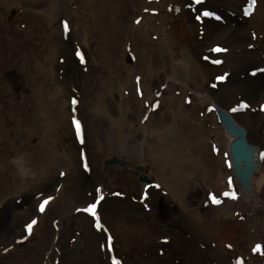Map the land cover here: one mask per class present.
I'll use <instances>...</instances> for the list:
<instances>
[{"label":"bare ground","instance_id":"bare-ground-1","mask_svg":"<svg viewBox=\"0 0 264 264\" xmlns=\"http://www.w3.org/2000/svg\"><path fill=\"white\" fill-rule=\"evenodd\" d=\"M75 1L79 7L72 0L32 3L48 47L41 79L46 72L53 76L48 89L36 96L32 121L25 122L40 134L38 154L21 156L28 166L22 182L35 176L42 185L35 193L13 189L20 205L0 200V239L16 235L26 219L38 215L36 194L53 195L46 209L56 206L68 178L75 184L68 197L73 204L106 193L97 175L106 161H114L144 174L141 187L157 182L168 200L216 241L225 264L238 256L242 264H264V103L259 101L264 96V20L254 18L252 11L247 14L258 0ZM18 5L13 1L8 10L3 5L0 15L4 8L17 13ZM201 14L199 21L194 19ZM127 15H132L128 24ZM62 20L69 23L65 38ZM90 39L96 57L79 64L73 52L81 46L87 50ZM216 47L220 52L214 56ZM107 63L114 70L111 81L103 80L101 65ZM216 77H223L220 81L228 89H219ZM74 121L79 122L82 143L75 141ZM63 124L73 132L67 152L54 142ZM99 134L107 135L101 145ZM23 149L9 146L15 153ZM80 149L89 177L80 167ZM53 168L64 170L65 178L51 176ZM210 193L220 201L211 202L219 205L213 206ZM8 214L14 215L10 222ZM127 218L115 222L125 245L139 240L150 244L153 232ZM95 235L99 243L105 242L102 232ZM257 244L261 258L250 251ZM99 255L102 264H109L105 249Z\"/></svg>","mask_w":264,"mask_h":264},{"label":"rangeland","instance_id":"rangeland-1","mask_svg":"<svg viewBox=\"0 0 264 264\" xmlns=\"http://www.w3.org/2000/svg\"><path fill=\"white\" fill-rule=\"evenodd\" d=\"M13 1L19 4V10L17 13L15 11L7 13L6 10ZM36 1L0 0V7L3 5L7 7L0 15V177L2 180V176L6 177V180L0 181V200L3 197L9 198L8 201L14 205H20V199L13 189H29L35 193L39 185H42L41 182H36L35 176L25 183L22 182L23 171L27 170L28 166L23 165L21 157L24 154L28 157L38 154L40 131H32L31 127H26L25 122L30 124L32 121L36 96L40 91L48 89L47 85L52 81L53 76L52 73L46 72L43 79L47 83L41 79L42 69L47 67L43 64L45 59L43 56L48 47L46 40L44 41V25L34 20L33 14L38 10L32 3ZM200 2L202 0H199ZM249 2L251 3L252 0ZM258 2L253 9L250 7L252 10L247 14L252 11L250 15L253 17L260 15V19L264 20V0ZM72 3L79 7V2L72 0ZM204 6L202 8H208ZM131 18L132 15H129L124 23L128 24ZM200 18H203L202 14L199 19L194 15V19L199 21ZM67 21L60 22L61 34L64 38L69 31ZM94 43L91 40L86 46L87 50H83L81 46L80 50L73 52L77 63L82 64L84 58L90 61L91 57H96L92 52L97 51ZM216 44L221 45L220 42ZM211 52L215 56L219 54L220 48L216 47ZM109 64L101 65L105 81L113 79L114 70ZM83 69L85 73L86 67ZM215 81L220 83L219 89H228L227 82L220 81L218 77ZM259 101L264 103L263 95ZM57 131L55 145L67 152L73 139L72 129L69 125L63 124ZM106 136L99 134L100 145ZM77 139L75 141L83 142L82 132H79ZM9 146L15 150L23 147L24 149L13 153L9 151ZM79 158L80 167L87 174L86 177H89V167L83 149L79 150ZM35 161L31 163L34 164ZM18 168L21 174L18 173ZM58 170L59 168H55L51 176L59 180L64 179L65 171L59 170L58 173ZM143 176L145 177L144 174L125 166H118L114 161L111 163L106 161L104 168L97 175V183H100V187L106 184L108 190L106 193H97L98 196L95 194L86 204L75 203L77 207L74 208L75 204L68 197L73 196L75 184L68 177L65 183L66 191L61 200L57 201L56 206L46 209L53 195L36 194L38 215L26 219L16 235L6 240L0 239V248L4 247L0 249V264H102L104 260L99 254L100 250L103 252L104 249L109 255V264H113L114 259L119 261V264H225L216 241L206 233H201L187 215L168 200L165 191L158 189L157 182H150L141 187ZM47 177L50 178V174ZM41 181H46V178ZM59 188V185L55 186L56 191ZM185 190L187 191L188 188ZM210 196L211 202L214 196L212 193ZM96 198L99 199L94 203ZM91 205H95V208L85 211ZM217 205L219 204H213V206ZM214 210L212 208V212ZM43 213V226L36 232L34 228L39 221L38 217ZM119 217H128L126 221L134 220L138 226L148 228L153 232L152 242L146 244L145 240H139L138 243L135 242L131 247H127L122 232L115 225ZM13 218L14 215L11 214L5 217L8 222ZM28 225H31V230L27 228ZM99 232L104 235V243L96 240L95 234ZM135 236L137 238L138 234ZM224 237L227 238L226 235ZM257 245L251 247L250 251L259 253L257 257L261 258L260 247L257 249ZM230 247V244L226 245V248L230 249ZM46 256H49V261H44ZM22 260L24 263H21ZM242 260L243 258L238 256L233 264H242ZM255 264H260V260Z\"/></svg>","mask_w":264,"mask_h":264},{"label":"snow or ice","instance_id":"snow-or-ice-1","mask_svg":"<svg viewBox=\"0 0 264 264\" xmlns=\"http://www.w3.org/2000/svg\"><path fill=\"white\" fill-rule=\"evenodd\" d=\"M198 2H199V0H198ZM253 2H254V0H253ZM204 15H211V13H209V12H205L204 13ZM197 19H199V17H197ZM65 28H67V24H65ZM216 50H219V49H216ZM217 63H219V61H216ZM218 79H223V77H218ZM73 103H75V101H73ZM240 107H247V105H245V104H241L240 105ZM74 123L76 124V127H77V133H78V135H79V122H77V121H74ZM225 195H228V193H225ZM212 199H213V202L214 203H219L220 201L219 200H217V199H215V197H212ZM95 208V205H91L90 206V208L89 209H85V211H90L91 209H94ZM41 210H43V205H41ZM94 214V213H93ZM33 223H35V221H33ZM27 228L29 229V230H31V225H28L27 226ZM260 246L259 245H257V249L259 248ZM256 249H254V251H255ZM113 264H119V261H117V260H113Z\"/></svg>","mask_w":264,"mask_h":264},{"label":"water","instance_id":"water-1","mask_svg":"<svg viewBox=\"0 0 264 264\" xmlns=\"http://www.w3.org/2000/svg\"><path fill=\"white\" fill-rule=\"evenodd\" d=\"M241 145H242V143H241ZM235 148V147H234ZM234 150V149H233Z\"/></svg>","mask_w":264,"mask_h":264}]
</instances>
